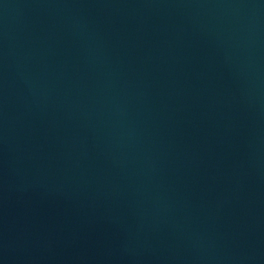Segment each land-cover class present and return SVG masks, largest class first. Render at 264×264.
Wrapping results in <instances>:
<instances>
[{"label": "water", "instance_id": "1", "mask_svg": "<svg viewBox=\"0 0 264 264\" xmlns=\"http://www.w3.org/2000/svg\"><path fill=\"white\" fill-rule=\"evenodd\" d=\"M0 264H264V0H0Z\"/></svg>", "mask_w": 264, "mask_h": 264}]
</instances>
